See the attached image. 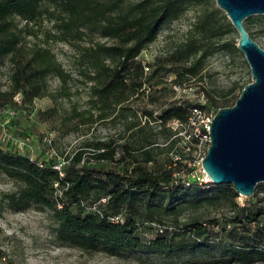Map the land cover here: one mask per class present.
Segmentation results:
<instances>
[{
  "label": "trees",
  "instance_id": "1",
  "mask_svg": "<svg viewBox=\"0 0 264 264\" xmlns=\"http://www.w3.org/2000/svg\"><path fill=\"white\" fill-rule=\"evenodd\" d=\"M184 1L139 0L122 8L123 0H0V57L10 54L13 62L10 74L13 89L11 92L0 91V94L11 98L13 92L28 87L35 89L33 95L46 94L56 102V95L47 88L46 77L57 76L65 84L71 76L51 51L49 42H68L76 51L74 59L79 66V80L90 83L88 106L79 108L74 105L69 117L64 119L66 122L75 119L71 129L78 131L105 120L113 112L114 117L123 122L120 138L126 137L124 141L113 137H86L72 154L65 155V162L59 169L42 162L39 165L27 155L0 147V172L18 182L15 190L2 196L9 208L21 210L33 203L47 206L57 222L56 236L74 242L83 250L105 247L113 251L146 248L167 252L182 247L186 239L191 240L188 244H201L204 235L212 232L206 222L192 221L171 230L159 228L160 233L147 242L137 234V216L142 212L150 217L156 216L169 208H176L184 192L194 187L205 188L198 184L183 186L174 183L172 172L176 168L171 166L159 170L146 168L145 163L160 152L157 149L159 144L143 133L136 140L130 138L150 127L151 121H158L161 126L171 119L185 121L189 107L199 104L188 100L170 103L156 115L146 109L138 115L136 110L123 104L141 87L142 81L137 84L132 81L131 70L134 68H138V75L143 74V65L136 63L135 57L143 45L154 38L165 19L178 15ZM15 17L23 23L17 25L13 21ZM40 31L44 32L46 45L37 44L24 51L25 37L30 34L37 37ZM94 32L113 39V42L91 40L87 45L81 43L84 35ZM182 50L186 49H180V52ZM193 52L189 49L178 58H187ZM195 64L196 61L191 63L185 72L194 73ZM156 73L157 70L153 69L149 78ZM56 111L54 105L44 114L53 115ZM170 135L169 130L165 135L167 147L174 142L173 138L169 139ZM117 151L121 152L118 157ZM106 161H124L131 167L126 164L122 168L106 166ZM212 184L215 183L208 186ZM223 186L227 187L230 197L238 195L231 184H221L217 190L221 191ZM56 190L59 194H55ZM164 197L168 201L164 202ZM174 197L175 202H170ZM102 198L104 200L100 202ZM70 205L77 210L73 211ZM94 205H97L94 210L85 211L87 206ZM233 205L236 206L233 219L236 225L228 230L222 228L227 241L222 242L223 257L219 261L248 264L264 259V224L252 231L244 227L247 223L259 221L264 208L237 206L235 201ZM114 215L123 218L110 220ZM210 222L211 226L217 224L214 218ZM238 226H242L243 231H238Z\"/></svg>",
  "mask_w": 264,
  "mask_h": 264
},
{
  "label": "rangeland",
  "instance_id": "2",
  "mask_svg": "<svg viewBox=\"0 0 264 264\" xmlns=\"http://www.w3.org/2000/svg\"><path fill=\"white\" fill-rule=\"evenodd\" d=\"M136 1L139 0H123L121 7L127 8ZM180 6L178 15L165 19L159 25L154 38L145 43L135 57V62L143 65V74L138 75V68H131L134 77L132 81L136 84L142 81L141 87L123 104L136 110L138 115L144 109L156 115L170 103L183 100L196 102L215 111L222 104H233L242 85L251 80L245 56L236 47L238 33L215 0H185ZM13 21L17 25L23 23L18 17ZM244 25L249 35L264 48V14L248 15L244 19ZM43 33L40 31L37 37L27 35L22 43L23 50L27 52L37 44L46 45ZM91 40L107 44L113 42V39L94 32L84 35L81 43L87 45ZM49 47L71 77L65 84L57 76L46 77L47 88L56 95V102L46 94L33 95L35 89L30 90L28 87L13 92L11 98L7 94H0V122L8 118L5 127L0 125V147L16 150L37 162L57 166L64 164L65 155L72 154L86 137H113L124 141L126 137L120 138L123 122L114 117L113 112L105 120L97 121L88 128L83 127L78 131L71 129V123L75 119L66 122L64 118L69 117L74 105L79 108L88 106L90 82L85 84L79 80L81 77L74 59V46L64 41H51ZM183 48L186 50L180 52ZM189 49L194 52L187 58H178ZM194 61L195 72H185ZM12 68L10 54L2 55L0 91H12ZM153 69L157 73L149 78ZM4 100L7 101L1 104ZM54 105L57 107L55 114H44V111ZM150 123L151 126L139 132V135L133 134L130 137L136 140L143 133L150 135L159 144L157 149L160 152L156 153L153 160L145 163L146 168H178L180 163L173 158L179 144L178 137L173 134V127L168 122L165 126L159 125L158 121ZM169 130V139L173 138L174 142L167 147L165 135ZM129 136L127 133V138ZM120 153L117 151L116 156ZM125 164L131 167V164L124 161L105 162L106 166L117 168H122ZM221 184L228 183H219L218 186L212 184L205 188L194 187L179 197L176 208H169L153 217L144 212L137 216V234L144 242L157 236L160 233L159 228L167 227L171 230L173 227H184L192 221H204L212 228V232L204 235L200 240L201 244H188L191 240L186 239L182 247L167 252L146 248L113 251L105 247L83 250L74 242L56 236L57 222L47 206L33 203L21 210L9 208L2 196L15 190L18 182L0 172V264H240L219 261L223 257L222 244L227 241V234L222 228L228 230L236 225L233 221L236 213L233 201L237 206L264 208V181L256 184L253 194H238L234 198L227 195V187L217 190ZM55 194H59V191L56 190ZM175 198L170 202L174 203ZM102 201L101 199L100 202ZM163 201L168 199L164 197ZM96 206H87L85 211L94 210ZM70 208L77 210L74 205H70ZM212 218L217 220L214 226H211ZM262 224L264 214L259 221L247 223L244 227L252 231ZM242 228L237 227L238 231H243ZM248 264H264V259H256Z\"/></svg>",
  "mask_w": 264,
  "mask_h": 264
},
{
  "label": "water",
  "instance_id": "3",
  "mask_svg": "<svg viewBox=\"0 0 264 264\" xmlns=\"http://www.w3.org/2000/svg\"><path fill=\"white\" fill-rule=\"evenodd\" d=\"M215 2L238 33L236 47L245 56L251 80L233 104L214 112L202 166L213 183L231 184L238 194L249 196L264 181V48L249 35L244 19L264 14V0Z\"/></svg>",
  "mask_w": 264,
  "mask_h": 264
},
{
  "label": "built area",
  "instance_id": "4",
  "mask_svg": "<svg viewBox=\"0 0 264 264\" xmlns=\"http://www.w3.org/2000/svg\"><path fill=\"white\" fill-rule=\"evenodd\" d=\"M18 95V94H17ZM15 95V97H17ZM214 111L208 107L195 105L189 107L185 121L171 119L169 124L175 130V137H178L179 151L174 153V160L180 162V166L173 170L172 181L183 186L198 184L207 187L212 181L202 166V159L210 143L209 126ZM8 118L0 122L5 127ZM42 165L41 162H38ZM57 169L60 165L55 166ZM104 200V198H102ZM122 219L120 215L110 217V220Z\"/></svg>",
  "mask_w": 264,
  "mask_h": 264
}]
</instances>
